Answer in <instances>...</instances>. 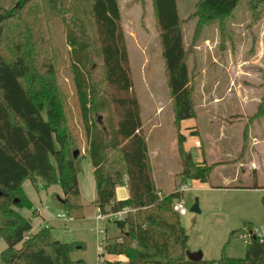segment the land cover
I'll use <instances>...</instances> for the list:
<instances>
[{"label": "trees", "instance_id": "16d2710c", "mask_svg": "<svg viewBox=\"0 0 264 264\" xmlns=\"http://www.w3.org/2000/svg\"><path fill=\"white\" fill-rule=\"evenodd\" d=\"M0 1L10 4L0 6V238L5 243L0 264H87L70 258V245L56 238L50 226L32 232L31 219L19 212L33 207L22 187L28 179L34 186L59 185L65 214L84 216L78 184L82 154L68 122L53 59L43 47L47 39L42 0ZM73 1L46 0L66 28L86 138L84 155L95 179L94 205L103 214L126 209L120 218L108 217L119 233L107 235L105 229L99 264H264V236H251L243 257L227 256L222 250L217 259H188V235L172 209L183 191L160 194L152 177L118 0H86L93 38L87 24L80 23ZM241 1L250 11L251 23L264 15V0H197L191 14L197 18L195 35L207 22L222 24ZM152 3L176 129L179 186L189 178L206 182L216 163L194 160L183 147L185 137L179 129L180 121L193 118L195 111L177 2ZM95 57L103 71L100 80L90 68ZM190 133L196 134L193 129ZM120 183L128 188L123 199L115 196ZM261 204L264 218V192Z\"/></svg>", "mask_w": 264, "mask_h": 264}, {"label": "rangeland", "instance_id": "374dc122", "mask_svg": "<svg viewBox=\"0 0 264 264\" xmlns=\"http://www.w3.org/2000/svg\"><path fill=\"white\" fill-rule=\"evenodd\" d=\"M69 1L67 0L68 4ZM196 1L176 0L182 20L183 39L188 49L187 63L195 111L194 117L186 119L185 124L179 129L181 132L186 129L195 130L196 134L186 133L184 146L196 160L195 157L200 155L197 144L200 141L203 151L210 160H215L212 163H216L209 177L218 181L228 176L231 178L239 169L234 155L230 156L233 152L228 149L234 143H242L250 139L247 121L253 122L254 129L261 130L264 135V15L256 23H251L250 11L245 2L241 1L222 24L218 21L207 22L195 35L197 18L192 17L191 14L194 12ZM118 3L133 88L142 107L141 116L143 119L149 118L153 112L154 101L163 107L164 115L159 122L160 126L151 129L150 134L147 132L149 124L145 126L147 142L152 147L154 134L160 133L164 153L171 158V163L178 162L179 168L176 129L173 125L152 0H118ZM42 4L45 20L44 36L47 39V42H43V47L53 59L68 122L76 135L82 154L79 176L85 215L71 218L64 228V222L52 218L57 212L65 210L64 205H61L57 199V196L62 195L60 186L57 184L47 187L34 186L28 179L23 181L22 187L33 207L19 208V212L30 217L32 224L44 218L51 227L53 235L70 245L72 260L82 259L87 264H98V243L105 234L98 231V225L96 226L94 218L91 217L98 211L94 205L95 185L93 173L89 171L91 167L88 157L84 155L86 138L70 71L66 28L60 14L50 9L46 0H42ZM0 6L9 8L10 4L0 1ZM73 8L80 23L87 24V34L93 38V27L87 15L88 3L86 0H74ZM92 61L90 65L92 76L95 80H100L103 71L99 59L95 57ZM189 123L191 125L185 128L184 126ZM256 133L258 135L259 132ZM213 135L215 140H212ZM261 162L264 182L263 158ZM172 167L159 168L153 164L154 175L160 173L162 177L160 184L170 190L181 182L178 170ZM185 183L189 186L183 190L179 199L184 202L187 211L184 215H180L179 219L188 235L186 245L189 251L198 249L203 253L210 248L219 253L214 259L220 257L222 250L225 253L231 252L236 255L235 257H243L246 243L239 237V233L245 228L240 222L245 203L251 208L254 226L264 236L260 192L216 191L205 187L209 185L208 182L191 178ZM115 196L119 199L128 196L125 183L116 185ZM196 199L199 212L190 210ZM37 209L40 213L33 215V210L37 211ZM100 225L106 229L107 235L119 233L114 222L110 220L101 221ZM232 230L236 231L230 235ZM3 247L4 240L0 238V252Z\"/></svg>", "mask_w": 264, "mask_h": 264}, {"label": "crops", "instance_id": "0c3cea01", "mask_svg": "<svg viewBox=\"0 0 264 264\" xmlns=\"http://www.w3.org/2000/svg\"><path fill=\"white\" fill-rule=\"evenodd\" d=\"M162 108L163 107L161 105H159L156 101H154L153 112L150 114L149 118L148 119L142 118L143 129L145 132H146L145 126L147 125V123L149 124L148 130H147V132L149 134L151 133V129H154V128L160 126L159 122L161 121L162 115H164V113L162 114ZM141 112H142V107H141ZM247 123L249 124L248 137L250 139L246 142L234 143V145L232 144V146L229 147V149H228L234 153V154L231 153L230 156L233 157V155H234L235 160H237V162H238L237 166H239L238 171H235L234 175H232L231 178L228 176V178L225 177V178L219 179L218 181L213 180L211 177H209L208 180L206 181L209 183V185L205 186V187H208V189H213L216 191H230V190L243 191L244 190V191H251L254 193H256V191H258V192H260L261 195L263 194V192H264L263 164L261 162V159L263 158V160H264V135L262 134L261 130L254 129V126L252 125L253 122L249 123V121H247ZM184 124H185V120L180 121L179 128L181 126H183ZM190 125L191 124L189 123V125L186 124L184 127L186 128ZM185 131L184 132L180 131V132L185 137V139L183 141V147L186 151H189L188 149H186V146H184L185 145L184 142L186 140V133H188V134H191V133H190V129H188L187 132H185ZM256 131L259 132L258 135H257V133L255 134ZM175 137H176V135H175ZM212 137H213L212 140H215L214 135ZM161 138H162V136L160 135V133L154 134V136L152 138L153 139L152 147L149 146L148 142H147V147H148V155H149V163H150V167H151V173H152V177H153L155 186L158 189L159 193L163 194V193L172 192L173 190L177 189L179 185L177 187H175L174 189H171V190L169 188H165L164 186H162L161 185L162 184L161 183L162 177H160L161 174L159 173L158 175H154L153 164L159 168H166V167L169 168V167L173 166L172 168L177 169L178 170L177 172H180L179 168H181V165L178 168V164H177L178 162H175V163L172 162L171 163V158L167 154H165L163 149H162ZM146 141H147V136H146ZM197 144L200 148L199 149L200 155L198 157H195L196 161H203L204 160L206 163L214 162L215 160H210L208 155L206 154V152L203 151L201 144H200V141ZM176 148H177V139H176ZM235 154L237 156H235ZM177 156H178V154H177ZM88 160H89L90 167H91L89 171H91L93 173L92 164H91L89 158H88ZM178 161L180 162L179 157H178ZM174 164H175V168H174ZM160 170H162V169H160ZM212 171H213V169H212ZM212 171H211L210 175L212 174ZM93 182L95 185L94 175H93ZM93 182H92V184H93ZM78 184H79V190L81 193L82 185H81L79 173H78ZM253 184H255V187ZM88 185L89 186L91 185L90 178H89V184ZM57 199H58L59 203L61 205H63V193L61 196H57ZM260 199H261V197H260ZM219 204H221V202ZM244 209H245L244 213L242 214V216H240V222H242L244 224V226L246 223H248L249 225H251V227L257 228L254 226V223H253L254 222V216H252L250 206L246 205V203H245ZM39 213L40 212L37 209L36 215H38ZM59 213H63V212H57L55 215L52 216V218L55 220H59V221L64 222V228H65V227H67V223L69 220H71V218H69L67 220L63 219V218H59L57 216V214H59ZM96 213L97 212H95L94 215L91 216L92 218H94V220L96 222V226L99 225L101 223V221H106V220L109 221L108 218L97 221V219L95 217ZM262 215H263V208H262ZM25 217H28V216L26 215ZM28 218H30V217H28ZM44 221H45V219L43 218V220H40V221L36 222L35 224L31 223L32 224L31 231L35 232L41 226L48 225V223H46V221L45 222ZM4 247H5V243H4ZM187 250L189 251L188 246H187ZM195 250H198V249H194V251ZM204 252H203V258H205V259H211V258L214 259L215 256H217V254H219V253H217L218 251L215 252L213 249H210V248ZM225 254H227V256H231V257L236 256V255H233L231 252L225 253ZM119 258H122V257H119ZM97 263L99 264V261Z\"/></svg>", "mask_w": 264, "mask_h": 264}, {"label": "built area", "instance_id": "2783aa9c", "mask_svg": "<svg viewBox=\"0 0 264 264\" xmlns=\"http://www.w3.org/2000/svg\"><path fill=\"white\" fill-rule=\"evenodd\" d=\"M189 185H187L186 183H183L182 185L178 186V189L180 190H185L188 188ZM172 209L177 212L179 215H184L187 211L185 205H184V202L181 200V199H175L173 200L172 202ZM126 212V209H123L121 211H118V212H114V213H109V214H103L99 211H97L95 217L97 219V221H100V220H103V219H106L108 217H111V218H120L123 216V214ZM57 216L59 218H63V219H69L70 217H68L65 212L63 213H59L57 214ZM98 231L101 232V233H105V228H102L101 225L99 224L98 225ZM251 236H257L259 237V239L262 238V234L260 232V230L258 228H247L245 227L243 231H241L239 233V237L245 242L247 243L250 239H251ZM101 247H102V239L99 240V243H98V250L100 251L101 250ZM98 251V252H99Z\"/></svg>", "mask_w": 264, "mask_h": 264}, {"label": "water", "instance_id": "95a60500", "mask_svg": "<svg viewBox=\"0 0 264 264\" xmlns=\"http://www.w3.org/2000/svg\"><path fill=\"white\" fill-rule=\"evenodd\" d=\"M77 153H78V150L75 149L73 151L74 156H76ZM190 210L194 211V212H199V206H198L197 199L191 205ZM187 257H188V259H191V260H194V261H198V260H201L203 258V253L201 252V250L187 251Z\"/></svg>", "mask_w": 264, "mask_h": 264}]
</instances>
